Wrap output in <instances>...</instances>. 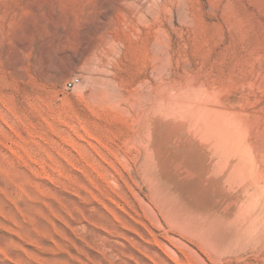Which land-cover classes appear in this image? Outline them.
<instances>
[{
	"label": "rangeland",
	"instance_id": "1",
	"mask_svg": "<svg viewBox=\"0 0 264 264\" xmlns=\"http://www.w3.org/2000/svg\"><path fill=\"white\" fill-rule=\"evenodd\" d=\"M0 264H264V0H0Z\"/></svg>",
	"mask_w": 264,
	"mask_h": 264
},
{
	"label": "bare ground",
	"instance_id": "2",
	"mask_svg": "<svg viewBox=\"0 0 264 264\" xmlns=\"http://www.w3.org/2000/svg\"><path fill=\"white\" fill-rule=\"evenodd\" d=\"M242 134L243 133H239V135L236 137V139H235V141H237L236 143H235V141H233V143L232 144H230V145H225L224 144V140L223 139H221V136H217V138L225 145V147H227L228 149H229V152L230 153H237L238 151H239V148L242 146V143H243V136H242ZM170 145V144H169ZM258 167V166H257ZM259 171V170H258ZM213 173V172H212ZM238 173L240 174V173H244V174H248V175H255L256 176V179H260L262 176H263V174H262V172H257L256 171V169L254 168V166L253 165H251V164H249L248 163V161L247 162H243V164L239 167V169H238ZM255 176H254V178H255ZM252 178V177H251ZM230 180V179H229ZM252 180H254L253 178H252ZM246 204V203H245ZM244 206V205H243ZM246 207V206H245ZM247 207H249V206H247ZM248 211V210H247ZM174 215L178 218V216L174 213ZM173 215V217H174V219L176 218L175 216ZM180 216V215H179ZM176 220V219H175ZM176 221H180L179 219L178 220H176ZM174 223V222H173ZM194 227H196V226H194ZM196 229V228H195ZM178 239V238H177Z\"/></svg>",
	"mask_w": 264,
	"mask_h": 264
},
{
	"label": "built area",
	"instance_id": "3",
	"mask_svg": "<svg viewBox=\"0 0 264 264\" xmlns=\"http://www.w3.org/2000/svg\"><path fill=\"white\" fill-rule=\"evenodd\" d=\"M73 84H74V82L71 81V82L68 83V86H72Z\"/></svg>",
	"mask_w": 264,
	"mask_h": 264
}]
</instances>
